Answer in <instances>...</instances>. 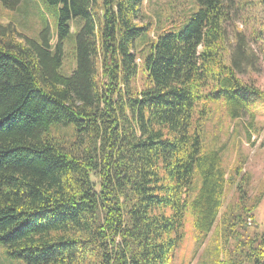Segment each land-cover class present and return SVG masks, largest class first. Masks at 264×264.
Segmentation results:
<instances>
[{
	"label": "trees",
	"instance_id": "trees-1",
	"mask_svg": "<svg viewBox=\"0 0 264 264\" xmlns=\"http://www.w3.org/2000/svg\"><path fill=\"white\" fill-rule=\"evenodd\" d=\"M43 1L54 9L53 45L45 29L28 37L0 22L7 256L172 264L189 213L200 243L218 219L211 264H264V227L255 236L250 227L260 197L247 201L240 163L227 172L202 137L217 105L258 133L252 45L263 43L264 0H188L182 20L171 16L177 3L153 20L150 0ZM0 2L15 11L28 0ZM67 41L74 67L64 74ZM228 184L235 197L219 216Z\"/></svg>",
	"mask_w": 264,
	"mask_h": 264
},
{
	"label": "rangeland",
	"instance_id": "rangeland-1",
	"mask_svg": "<svg viewBox=\"0 0 264 264\" xmlns=\"http://www.w3.org/2000/svg\"><path fill=\"white\" fill-rule=\"evenodd\" d=\"M188 0H150L144 8L151 19H156L158 15L162 17L169 15L168 9L174 7L171 14L173 19H184L187 14L185 5ZM161 17V18H162ZM12 21L23 36L35 37L41 29L47 30L49 44L55 42L56 18L52 5L43 0H28L15 11L5 9L0 2V22ZM76 22L73 21V24ZM239 30L246 33V27L241 21H237ZM70 41L65 47V57L62 65V72L68 74L74 67L73 56H71ZM262 46V47H261ZM261 46L255 44L256 57L260 62L258 73H254L253 79L256 86L264 91V38ZM256 111V118L253 125L258 129V133L249 128V121L243 117L237 120H230L223 112V108L214 106L209 118L203 126L204 149L218 150L224 169L229 172L238 161L241 165V172L238 178H242L246 184L247 201L251 202L256 196L260 197L257 206L253 211L251 219V231L255 236L256 231H262L264 227V103L257 100L253 103ZM239 180V179H237ZM196 187L199 182L196 180ZM224 204L220 209L219 216L228 203H232L235 197V187L226 185L223 192ZM218 224V225H217ZM216 229L213 227L206 235L203 243H200L197 232H195L192 217L186 213L184 219V239L176 248L173 254L172 264H211V253L220 242L217 241L216 232H220V224L216 220ZM0 264H23L16 258H10L5 252V248L0 244Z\"/></svg>",
	"mask_w": 264,
	"mask_h": 264
},
{
	"label": "bare ground",
	"instance_id": "bare-ground-1",
	"mask_svg": "<svg viewBox=\"0 0 264 264\" xmlns=\"http://www.w3.org/2000/svg\"><path fill=\"white\" fill-rule=\"evenodd\" d=\"M45 136V135H44ZM69 170V169H68ZM65 179V178H64ZM69 182V181H68ZM76 184V183H75ZM68 185V184H67ZM73 186V185H72ZM78 204V203H77ZM216 262V261H215Z\"/></svg>",
	"mask_w": 264,
	"mask_h": 264
}]
</instances>
